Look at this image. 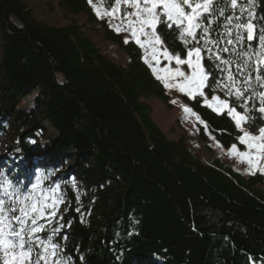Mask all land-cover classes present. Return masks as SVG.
Returning <instances> with one entry per match:
<instances>
[{
  "label": "trees",
  "instance_id": "trees-1",
  "mask_svg": "<svg viewBox=\"0 0 264 264\" xmlns=\"http://www.w3.org/2000/svg\"><path fill=\"white\" fill-rule=\"evenodd\" d=\"M114 2L106 0V6ZM244 3L238 0L233 9L230 0H214L201 29L207 25L206 38L218 43H208L207 49L199 35L197 42L189 37L186 46L176 26L158 25L170 51L183 49L182 59L194 43L201 47L202 66L212 74L209 81L214 75L215 83L202 89L203 97L183 94L182 99L226 148H245L237 139L241 130L227 110L209 107L206 97L227 99L264 126L258 112L264 79L256 78L262 75L255 70L256 57L242 55L260 51L264 0H255L254 41L226 43L237 32L245 33L235 27L236 17L247 18L240 12ZM59 5L69 13H85L90 22L98 20L88 0H59ZM101 22L106 38L128 54L126 64L108 57L80 24L41 22L26 0H0V129L5 130L4 118L35 121L36 111L26 114L18 106L38 91L37 110L56 132L44 144L22 135L20 168H5L6 179L25 185L35 166L56 169L76 156L72 169L97 189L101 208L95 227L85 225L76 211V192L66 184L71 229L64 252L73 264H251L250 256L262 264L264 190L257 184L264 182L263 174L245 176L219 157L205 162L184 139L169 138L143 98L157 97L172 108L170 94L145 63L139 45L133 40L125 43L120 33ZM216 84L228 85L233 95ZM237 89L244 95L236 97ZM244 127L248 129L246 122ZM199 135L204 141L208 138L203 125ZM111 178L117 186L109 183ZM61 237L57 241L63 244Z\"/></svg>",
  "mask_w": 264,
  "mask_h": 264
},
{
  "label": "snow or ice",
  "instance_id": "snow-or-ice-1",
  "mask_svg": "<svg viewBox=\"0 0 264 264\" xmlns=\"http://www.w3.org/2000/svg\"><path fill=\"white\" fill-rule=\"evenodd\" d=\"M109 2L111 3V0ZM115 2L119 5L121 0H115ZM122 2L134 9V11L122 13L121 23L124 24V31L130 32L135 43L145 50L143 58L156 78L163 81L166 88H179L181 92L186 91L189 96L203 97L202 89L206 85L210 87L214 84L215 77L213 75V79L209 81V75L212 74L201 65V47L194 43L193 46L187 48V58L182 59L183 49L178 51L173 48L170 51L166 41L158 33V25H165L169 29L176 26L180 30L179 39L186 46L189 37L193 42H197L199 35L204 41L205 49H207L208 43H218V41H209L206 38L209 31L207 25L201 29V22L207 19V15L211 14V10L215 6L214 0H204L203 3H194V0H122ZM88 3L91 5L92 0H88ZM230 3L233 9L237 8L238 0H230ZM254 6L255 0H245L244 5L240 6V12L242 14L246 12L247 18L245 19L243 15L236 17L238 22L235 27L244 29L245 33L242 35L237 32L235 38L227 39L226 43L234 44L254 40V32L256 31ZM117 10V8H113L111 12H105L104 15L112 18ZM96 11L98 16L101 15L99 9ZM221 15H223V10H221ZM227 19L232 21L233 17L229 16ZM197 29H201V33H197ZM115 31H121L120 27H117ZM227 31L231 33V27H227ZM258 32L260 51L245 52L242 55L248 56L249 59L252 56L256 57L258 67L255 70L262 73L256 77L259 80L264 79V66H262L264 65V27L259 28ZM124 42L127 43L128 41L125 40ZM149 48L151 49L150 58L148 55ZM161 58L168 63L175 61L176 66L173 68L167 65L163 68L154 66L160 64ZM245 63L247 62L245 61ZM182 66L190 69L191 75L183 71ZM160 72H163L164 75H160ZM229 79H232L231 75H229ZM177 81L179 83H176ZM216 88H223L226 95H233L228 85L216 84ZM234 95L241 97L244 93L237 89ZM260 96L262 99L258 109L261 114L259 119L264 121V92H261ZM212 100L217 101L219 97L213 95ZM205 103H208L207 99H205ZM224 108L227 109V115L235 121L236 128L241 130L242 134L237 137L240 143L246 145L250 150H256L255 161L251 151L237 153L236 144L231 146L232 152L247 159L248 163L255 167L256 161L264 160V126L256 123L258 117L252 115L251 112L247 115L243 114L236 107L230 105L227 99L219 100V105L214 110L222 111ZM185 111H191V109L186 108ZM242 122H246L248 129H255L258 135L241 127ZM9 184L11 186V182ZM37 184H39V179ZM37 184L32 186L33 190L36 189ZM59 187L60 185L56 184L54 188L41 190L38 195H34L30 191L24 194L23 199H20L19 189H14L13 193L10 194H0V197H3L0 198V261L2 264H72L71 258L61 252L60 243L54 239L64 225L53 228L51 234L46 233L43 238L40 235L41 232L45 231V223L41 221L51 222L59 215L57 206L62 203L56 196ZM77 211L79 210L77 209ZM61 238L67 239V236ZM80 259L82 260L83 257ZM249 261L251 264H255L254 257L250 256Z\"/></svg>",
  "mask_w": 264,
  "mask_h": 264
},
{
  "label": "rangeland",
  "instance_id": "rangeland-1",
  "mask_svg": "<svg viewBox=\"0 0 264 264\" xmlns=\"http://www.w3.org/2000/svg\"><path fill=\"white\" fill-rule=\"evenodd\" d=\"M29 8L32 11L33 16L41 21L51 25L62 26L70 23H77L82 26L83 31L102 49V51L111 59L119 64H126L128 60V54L120 47L117 43L109 40L105 36L103 23L101 20H105L107 24L114 30L120 27V33L124 40L135 39L131 36L130 32L124 31V24L121 23L122 13L128 11H134L130 5L123 4L122 0L119 5L114 2L111 7L106 6V0H92V8L97 16V21L90 22L88 16L85 13L75 14L64 11L59 5V0H26ZM94 6V7H93ZM113 8L118 10L114 13L112 18L104 15L105 12H111ZM97 9H99L101 15H97ZM186 11H189L186 9ZM126 23V21H125ZM117 32V31H116ZM142 39H144L142 37ZM1 41V38H0ZM143 51V57L145 56V50ZM151 49H148V55L150 58ZM186 59V58H185ZM167 65L170 68L175 67V61L168 63L166 60L161 58L159 65H154L159 68H163ZM202 65V60H201ZM182 70L188 75H191V70L186 66H182ZM164 75L163 72L159 73ZM62 78V76L60 75ZM163 83V81H162ZM176 83H179L178 81ZM164 84V83H163ZM166 88V87H165ZM170 94V101L173 104L172 108H168L159 98L148 97L143 98L152 107V116L159 127L166 133V135L176 141L184 139L193 152L205 162H210L214 157H219L223 162L233 166V168L245 176L259 172L264 176V160L256 161V166L253 167L247 161L237 153L239 152H252V158L255 161L256 150L249 149L246 145L245 148L237 146V153H233L231 147H224L209 130L206 123L200 118V116L192 109V107L182 99L183 94L187 92H181L179 88H166ZM39 96L38 91H35L25 97L20 105L19 109L24 111L26 114L35 113V121H15L12 119H1V122L5 124V130L0 129V180L6 181V184L2 186L0 183V194L13 193L14 189L20 190V199H23L24 194L33 192L34 195H38L41 190L54 188L56 184L60 187L56 191V196L62 203L57 206L59 215L51 222L42 220L45 223V231L41 232V237H45V234H51L53 228H59L61 225L64 227L61 232L54 238L56 241L60 236H67V239H63V244L60 242L61 252L67 255L65 250V244L68 241V232L71 229V221L67 219L68 208L70 205L68 193L66 191V184L70 183L77 196V211L82 221L87 226L95 227V219L101 208L100 197L97 194V189L87 186L83 179L73 171L72 164L75 161L76 156L72 154L62 165H59L56 169H45L35 166L30 180L25 184L21 185L12 179H6L7 175H4V169L8 168L13 171V168L18 169L19 162L18 157L21 154V148L19 147V140L22 135L27 137L32 143H47L55 135V130L42 118L39 113L36 98ZM189 96V95H188ZM192 97V96H191ZM207 99V104L211 105L214 109L219 105V100L213 101L212 98ZM191 109V111H185V109ZM223 110H227L224 108ZM6 119V121H5ZM242 122L241 127H244ZM204 126L205 132L208 136L207 140L204 141L200 138L199 131L200 127ZM257 134V133H253ZM15 179V178H14ZM39 179V184L37 181ZM109 183L113 186H117L115 179H109ZM11 182V186L9 184ZM3 183V181H2ZM37 184L35 190L32 186ZM258 187L264 190V182L258 183ZM14 187V189H9ZM3 198V197H0ZM13 198H15L13 196ZM7 206V200H6ZM70 225V226H69ZM71 258V257H70ZM72 260V258H71ZM2 264V261L0 262ZM73 264V263H72Z\"/></svg>",
  "mask_w": 264,
  "mask_h": 264
},
{
  "label": "water",
  "instance_id": "water-1",
  "mask_svg": "<svg viewBox=\"0 0 264 264\" xmlns=\"http://www.w3.org/2000/svg\"><path fill=\"white\" fill-rule=\"evenodd\" d=\"M255 33H256V31L254 32V35H255ZM255 39V38H254ZM254 41V40H253ZM253 41H251V42H253Z\"/></svg>",
  "mask_w": 264,
  "mask_h": 264
}]
</instances>
